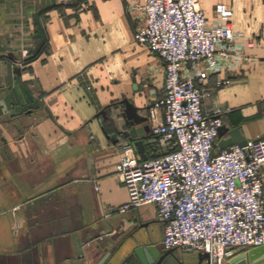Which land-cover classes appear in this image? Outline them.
<instances>
[{
  "label": "crops",
  "instance_id": "1",
  "mask_svg": "<svg viewBox=\"0 0 264 264\" xmlns=\"http://www.w3.org/2000/svg\"><path fill=\"white\" fill-rule=\"evenodd\" d=\"M219 2L233 10L244 59L210 75L202 108H222V125L251 141L264 136V0H200V8L212 19ZM130 7V0H0V264H97L104 252L96 243L78 257L63 238L101 220L113 243L134 234L137 246L162 245L156 206L120 211L129 194L116 165L122 144L137 151L138 139L124 136L125 100L148 118L136 125L146 128L147 160L164 152L149 117L163 94L164 63L135 43L139 15ZM225 78L231 83L216 88ZM181 253L166 264H207Z\"/></svg>",
  "mask_w": 264,
  "mask_h": 264
},
{
  "label": "built area",
  "instance_id": "2",
  "mask_svg": "<svg viewBox=\"0 0 264 264\" xmlns=\"http://www.w3.org/2000/svg\"><path fill=\"white\" fill-rule=\"evenodd\" d=\"M130 1L139 15L135 43L164 63L163 94L149 113L164 152L142 160L131 143L122 144L116 176L129 201L120 211L154 205L164 250L229 264L237 250L264 247V136L215 153L224 110L202 108L210 75L244 59L233 10L219 2L209 19L200 0ZM230 83L218 80L216 88Z\"/></svg>",
  "mask_w": 264,
  "mask_h": 264
},
{
  "label": "water",
  "instance_id": "3",
  "mask_svg": "<svg viewBox=\"0 0 264 264\" xmlns=\"http://www.w3.org/2000/svg\"><path fill=\"white\" fill-rule=\"evenodd\" d=\"M126 109L124 117H126V123L131 126L128 131L124 132V136L130 141L134 138H138L134 141V145L137 148L143 160H147L146 146L144 138L146 137V128L144 126L136 127L137 124L146 122L147 117L140 116L137 109L128 101H124ZM104 114V111L102 112ZM226 132H229V137L223 139ZM218 144L221 148L227 149L234 144L240 146L247 145V139L240 133L239 127L229 129L222 125L218 130ZM51 230L56 239H59V235L56 231ZM104 233V234H102ZM113 229L108 225L106 220L96 222L93 226L85 229H77L71 231L69 236L63 238L66 247H73L76 256H83V246H90L93 243L98 245V248L104 252L102 258L97 264H109L120 252H124L130 244H136L138 239L135 238L134 234H128L122 236L119 240L114 243L108 238L112 235ZM176 250L164 251L159 245H140L134 246L128 255L124 256L120 260L119 264H166V260L173 255ZM200 263L209 261L208 255H199ZM229 264H264V247L255 248L251 250L240 249L233 252L228 257Z\"/></svg>",
  "mask_w": 264,
  "mask_h": 264
},
{
  "label": "rangeland",
  "instance_id": "4",
  "mask_svg": "<svg viewBox=\"0 0 264 264\" xmlns=\"http://www.w3.org/2000/svg\"><path fill=\"white\" fill-rule=\"evenodd\" d=\"M139 234H141V233H139ZM139 234H138V235H139ZM161 247H162V249H164V247H163L162 245H161ZM181 251H182V250H179L180 253H181ZM182 252H183V251H182ZM181 254H182V253H181ZM187 257L190 258V256H187ZM197 260H198V257H197Z\"/></svg>",
  "mask_w": 264,
  "mask_h": 264
}]
</instances>
